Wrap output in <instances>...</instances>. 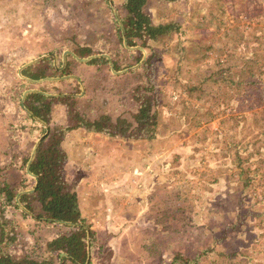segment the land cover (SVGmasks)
I'll return each mask as SVG.
<instances>
[{"label": "rangeland", "instance_id": "rangeland-1", "mask_svg": "<svg viewBox=\"0 0 264 264\" xmlns=\"http://www.w3.org/2000/svg\"><path fill=\"white\" fill-rule=\"evenodd\" d=\"M12 1L0 0V8L8 11ZM24 1L37 7L0 18V188L35 186L23 161L45 122H32L21 105L27 89L74 95L90 117L131 119L137 110L131 94L148 84L143 65L152 56L158 99L152 138L79 127L63 140L65 176L94 231L86 264H165L175 253L201 251L199 264H264V0H149L155 23L180 25L151 48L120 42L113 25L123 14L121 0L17 3ZM97 56L108 62H88ZM38 57L47 64L35 63ZM31 60V71L46 65L53 78L39 85L24 78L21 66ZM62 107L53 104L50 126L65 124ZM3 199L0 193L16 257L32 250L46 257V243L72 229L39 223L17 198L12 206Z\"/></svg>", "mask_w": 264, "mask_h": 264}, {"label": "trees", "instance_id": "trees-1", "mask_svg": "<svg viewBox=\"0 0 264 264\" xmlns=\"http://www.w3.org/2000/svg\"><path fill=\"white\" fill-rule=\"evenodd\" d=\"M149 0H121L123 14L119 21H115L113 27L120 42L127 46H141L151 48L153 42L180 31L177 22L155 23L146 5ZM174 1V0H165ZM92 55L91 48H80ZM90 52V53H88ZM84 56V55H83ZM72 62L74 59L69 57ZM152 56L147 58L143 68L147 85H139L131 94L136 104V112L131 114V119L124 117H112L106 113L90 117L77 107L80 98L74 95H44L39 92H29L22 100V106L28 113L32 122L39 124V120L45 122L42 129L44 135L39 137L32 156L24 159L23 165L29 173L36 176L35 186L32 191L15 192L8 186L0 188V193L8 206L17 198V203L27 208L36 221L46 224H63L71 227V230L57 234L46 243L45 252L49 257L42 254L30 253L16 257L11 252L12 245L16 242L14 227L9 218L4 214L5 205L0 201V264H51V257L55 254L61 260L70 261L72 264H86L89 261L94 241V231L87 224L86 218L80 206L79 196L73 190L65 176V166L68 161L67 153L63 148L65 135L74 129L84 127L88 131L125 138H152L156 126L158 99L152 80ZM89 63L97 65L107 63L104 56L91 57ZM114 70H120V66L113 63ZM42 67V66H41ZM99 67V66H98ZM37 68L34 71L26 68L22 71L24 76L31 79L46 77V68ZM122 69V68H121ZM248 76L247 77H253ZM248 84L256 83L246 82ZM54 103L63 107L66 122L63 125H51L52 106ZM39 119V120H38ZM39 122H37V121ZM146 130V131H145ZM245 162V161H243ZM247 183V180L244 181ZM16 204L14 203V206ZM17 206V205H16ZM43 245V244H42ZM41 246H38L37 251ZM45 253V254H46ZM205 253L201 251L194 256L186 257L182 253H175L170 263L165 264H199L200 257ZM223 255V254H221Z\"/></svg>", "mask_w": 264, "mask_h": 264}, {"label": "crops", "instance_id": "crops-1", "mask_svg": "<svg viewBox=\"0 0 264 264\" xmlns=\"http://www.w3.org/2000/svg\"><path fill=\"white\" fill-rule=\"evenodd\" d=\"M18 1H21V0H18ZM30 2H34V0H31ZM24 3H25V5H24ZM24 3L22 2L21 4L22 5H24V7H20L21 6V4H18L17 3V0H13L12 1V3H10L9 2V8H7L8 9V11H6V8H0V18L1 19H3L4 21H5V19L6 18H8L7 20L8 21H10L11 20V18H16V17H19V18H21L23 15H26L25 14V8H27L28 6H35V7H37V5L36 4H28V1H24ZM37 3L38 4H40V5H42V3H41V0H37ZM0 7H1V4H0ZM29 8V7H28ZM10 10H13V11H10ZM10 11V12H9ZM34 11H36V10H34ZM36 14V13H35ZM37 20V19H36ZM46 36H47V34L45 35V40H47V38H46ZM43 38H44V36L43 35H41V36H38L37 35V44H38V46H39V48L40 49H44V47H43ZM38 40H40V42H38ZM64 52V55H65V53H66V51H63ZM66 56V55H65ZM47 59L48 58H43V59H41V57H38L36 60V62L35 63H38L39 65H44V64H47V63H44V61H47ZM33 60H31V61H28V62H25V64H23L21 67H22V70L23 69H25V68H29V66L31 67L33 64ZM32 64V65H31ZM64 63L62 64V67H64ZM45 67H46V65H45ZM54 67H55V65H54ZM45 72H46V77H41V78H39V79H31V78H29V77H27V76H24V78H26L28 81H30V82H35V83H37L38 85L40 84V83H43V81H47V80H50V79H52L53 77L51 76V75H49V73L48 72H50L48 69L47 70H45ZM36 91H39L38 89H27L25 92H24V96H23V98L25 97V95H26V93L27 92H36ZM23 100V99H22ZM21 105H22V102H21ZM26 111V110H25ZM37 121V120H36Z\"/></svg>", "mask_w": 264, "mask_h": 264}, {"label": "water", "instance_id": "water-1", "mask_svg": "<svg viewBox=\"0 0 264 264\" xmlns=\"http://www.w3.org/2000/svg\"><path fill=\"white\" fill-rule=\"evenodd\" d=\"M28 171V170H27ZM29 172V171H28Z\"/></svg>", "mask_w": 264, "mask_h": 264}]
</instances>
